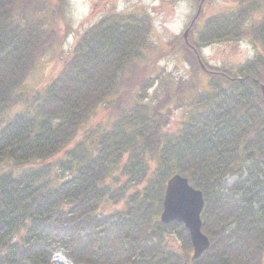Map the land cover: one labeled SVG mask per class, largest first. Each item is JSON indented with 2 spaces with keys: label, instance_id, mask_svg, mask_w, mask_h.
Wrapping results in <instances>:
<instances>
[{
  "label": "trees",
  "instance_id": "trees-1",
  "mask_svg": "<svg viewBox=\"0 0 264 264\" xmlns=\"http://www.w3.org/2000/svg\"><path fill=\"white\" fill-rule=\"evenodd\" d=\"M208 1L199 0L197 19ZM234 2L190 42L183 36L199 66L173 100L155 103L149 66L139 67L149 59V15H107L44 90L23 93L57 41L48 15L60 4L0 0V264H54L58 252L72 264H264V0ZM245 36L261 53L237 68L202 60L204 48ZM190 89L192 108L170 132L167 104L185 105ZM174 175L204 196L210 247L194 261L184 224L160 219ZM108 201L124 207L101 213ZM174 238L181 250L169 247Z\"/></svg>",
  "mask_w": 264,
  "mask_h": 264
},
{
  "label": "rangeland",
  "instance_id": "rangeland-1",
  "mask_svg": "<svg viewBox=\"0 0 264 264\" xmlns=\"http://www.w3.org/2000/svg\"><path fill=\"white\" fill-rule=\"evenodd\" d=\"M43 1L52 5L51 8L55 2L60 4L59 11L55 15H48V26L56 28L58 38L56 43L38 61L37 67L30 75L21 92L31 93L36 90H44L45 86L52 82L61 72L66 62L72 57L77 40L104 17L111 13H137L147 14L152 20V31L148 37L150 46L147 48L148 52L146 53L149 59L139 67L141 69L149 66V72L144 80L149 86L148 89L150 88V101L155 103L162 102L166 94H170L173 100L179 85H181L180 82L189 78L195 67L199 66V64L196 65L190 62V57L186 53L187 50L183 46L184 39L190 42V35L195 38L203 26V21L208 17L220 12H231L237 7L234 0L208 1L203 5L201 19H197L195 15L201 11L199 0ZM195 18L196 22L193 25ZM258 19V15L249 17L248 27ZM187 30H189L188 35L183 39ZM161 52L165 53V55L159 57L157 62H151ZM260 53V47L252 43L248 36H245L238 42L212 44L202 50L201 57L205 63L208 62L216 68L230 67L235 69ZM202 60L199 58V63L203 67L205 65ZM132 71L129 74L134 73V69ZM200 74L197 79L199 78V85L203 86V84L207 83V77L204 78ZM156 84H158L157 87H155ZM194 93L196 92L191 91V89L184 92L185 105L183 106L176 107L172 100L168 102L167 106L171 107L172 110L168 131L175 132L180 123L186 120L192 108L190 104L186 105V103L192 98ZM22 109V106H18L10 116H13L17 110L20 111ZM102 117L105 118L107 115L105 110L100 109L98 119ZM63 177L66 178L67 174H64ZM234 182L235 178L228 176L226 186H231ZM123 207V202L114 204L108 201L102 204L100 211L101 213L112 214ZM173 243L169 245L170 248L174 246V249L181 250L182 246L175 238ZM192 254L193 251H191L190 255L192 256Z\"/></svg>",
  "mask_w": 264,
  "mask_h": 264
},
{
  "label": "water",
  "instance_id": "water-1",
  "mask_svg": "<svg viewBox=\"0 0 264 264\" xmlns=\"http://www.w3.org/2000/svg\"><path fill=\"white\" fill-rule=\"evenodd\" d=\"M188 32H185L184 38ZM204 206L203 193L193 188L188 179L180 175L169 179L160 219L164 224L181 222L185 225L193 247V261L199 259L210 247V240L202 231Z\"/></svg>",
  "mask_w": 264,
  "mask_h": 264
},
{
  "label": "bare ground",
  "instance_id": "bare-ground-1",
  "mask_svg": "<svg viewBox=\"0 0 264 264\" xmlns=\"http://www.w3.org/2000/svg\"><path fill=\"white\" fill-rule=\"evenodd\" d=\"M236 181V179H235ZM55 258V261L58 262V264H69L65 258L62 257V254L60 252L55 253L52 260Z\"/></svg>",
  "mask_w": 264,
  "mask_h": 264
}]
</instances>
